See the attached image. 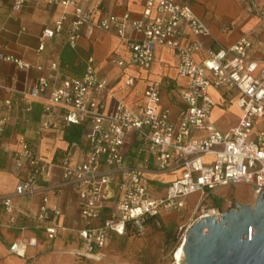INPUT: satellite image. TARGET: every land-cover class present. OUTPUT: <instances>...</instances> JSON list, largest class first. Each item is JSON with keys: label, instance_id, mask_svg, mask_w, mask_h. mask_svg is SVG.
<instances>
[{"label": "built area", "instance_id": "2783aa9c", "mask_svg": "<svg viewBox=\"0 0 264 264\" xmlns=\"http://www.w3.org/2000/svg\"><path fill=\"white\" fill-rule=\"evenodd\" d=\"M25 1L14 0L13 7L19 8ZM46 1L73 7L67 37L71 47L77 46L83 27L94 23L124 40L130 63L141 68L151 67L158 47L172 49L178 61V73L186 79L181 90L183 106L176 116L169 107L159 108V82L147 86L143 105L131 107L118 101L111 110H104L97 96L103 93L107 80L96 71L93 57L88 59L80 79H66L48 91L49 77L43 76L26 90L29 97L43 102L45 127L59 126L57 108L62 110L67 125H89L87 159L76 165L66 162L63 165V184L75 186L80 197L79 254H95L113 235L124 236L129 231L144 233L147 222H157L164 214L183 210L192 193L202 194L198 209L219 186L246 183L264 189V130L252 137L256 120L264 118V66L258 69V62L248 60L251 38L242 36L228 47H206L200 38L208 35L210 28L193 8L192 0H145L144 15L140 18L132 17L129 12L107 13L96 6H84L79 0ZM244 1L247 10L258 14L264 24V0ZM65 18L63 15L54 25L44 28L39 50L44 48L47 38L62 32ZM0 60L14 62L20 68L31 67L30 62L4 52H0ZM115 61L126 64L122 59ZM126 83L133 84L134 78ZM211 88L221 90L226 103H235L241 109L239 123L226 132L211 123L217 103L210 94ZM5 103L11 107L12 100ZM7 121L8 116L0 106V148ZM132 130L139 134V152L153 156L161 170L180 171L163 195L151 192L149 180L139 167L125 163L122 147ZM200 130H207L206 136L194 135ZM20 143L22 147L13 152V158L18 167L28 164L30 172L18 181L15 194H34L38 178L49 175L52 164L31 143L24 139ZM111 187L120 196L109 215L102 219ZM253 191L256 197L259 191ZM0 205L9 216L5 226L17 225L20 230L9 250L23 257L29 246L37 245L38 239L24 235L29 225L19 223L24 213L16 207L13 195L0 193ZM210 211L217 216L222 213L218 206L211 207L199 218ZM61 212L58 205H48L44 197L34 217L35 228L43 229L51 239L57 237L68 229L57 219ZM194 222L186 225L178 246L185 243Z\"/></svg>", "mask_w": 264, "mask_h": 264}, {"label": "crops", "instance_id": "0c3cea01", "mask_svg": "<svg viewBox=\"0 0 264 264\" xmlns=\"http://www.w3.org/2000/svg\"><path fill=\"white\" fill-rule=\"evenodd\" d=\"M79 1L84 6H96L107 13L129 12L134 18L144 15L145 0ZM14 3V0H0V52L28 61L31 67L20 68L14 62L0 60V106L8 116L2 137L3 147L0 148V193L13 195L16 207L24 213L19 223L29 225L24 235L36 236L38 243L29 246L23 257L12 253L9 246L20 230L17 225L5 226L9 216L0 205V264H94L91 259L102 258L104 253L101 248L95 254H79L82 248L77 231L80 197L75 186L63 184L65 162L76 165L88 157L89 125H67L62 110L57 108L59 126L45 127L43 102L29 97L25 92L43 76L49 77L48 91L66 79L82 78L88 59L93 57L96 71L107 80L103 93L97 96L104 110H111L118 101L131 107L143 105L147 86L159 82V108L169 107L176 116L183 106L181 90L186 79L179 75L178 61L170 48L158 47L151 67L141 68L130 63V52L124 40L94 23L83 27L77 46L71 47L67 37L73 7L52 5L46 0H27L19 8H14ZM191 4L210 28V33L200 38L206 47H228L242 36H248L253 41L248 50V60L258 62V69L264 66V24L258 14L247 10L244 0H192ZM63 15L66 18L62 32L47 38L44 48L39 50L44 28L54 25ZM198 56L201 57V54ZM119 59L125 60L126 64H118L115 60ZM54 64L56 68L52 67ZM131 77L134 83L129 85L126 82ZM210 94L217 102L212 110L211 123L226 132L239 123L241 109L235 103H226L219 89L211 88ZM7 99L12 100L11 107H7ZM260 130H264V118L256 120L252 137ZM206 134L207 130L194 132L199 137ZM21 139L31 143L52 164L50 174L38 178L34 194H15L18 181L26 178L30 172L28 164L18 167L13 158V152L22 147ZM139 148V134L135 130L129 131L122 147L126 165L141 169L154 195L165 194L168 184L180 175V171L161 170L155 158L139 152ZM213 195L217 196L215 190ZM119 196L120 193L111 187L102 219L115 207ZM44 197H47L48 205L61 208L57 219L68 227L53 239L33 224ZM115 237L123 236L113 235L111 240Z\"/></svg>", "mask_w": 264, "mask_h": 264}, {"label": "water", "instance_id": "95a60500", "mask_svg": "<svg viewBox=\"0 0 264 264\" xmlns=\"http://www.w3.org/2000/svg\"><path fill=\"white\" fill-rule=\"evenodd\" d=\"M254 203L236 202L189 228L182 264H264V189Z\"/></svg>", "mask_w": 264, "mask_h": 264}, {"label": "rangeland", "instance_id": "374dc122", "mask_svg": "<svg viewBox=\"0 0 264 264\" xmlns=\"http://www.w3.org/2000/svg\"><path fill=\"white\" fill-rule=\"evenodd\" d=\"M215 193L217 196H211L198 209L201 192L190 194L188 205L183 210L164 214L155 222L157 224L146 226L142 234L130 233L113 238L102 248L104 256L94 257L91 261L94 264H182L183 259L177 252L176 256L174 254L181 247L178 246L179 236L186 225L196 221L208 208L216 207L212 200L217 199L222 212L237 201L254 203L256 199L252 186L246 183L219 186Z\"/></svg>", "mask_w": 264, "mask_h": 264}, {"label": "bare ground", "instance_id": "6f19581e", "mask_svg": "<svg viewBox=\"0 0 264 264\" xmlns=\"http://www.w3.org/2000/svg\"><path fill=\"white\" fill-rule=\"evenodd\" d=\"M207 215H215V213L213 211H210ZM177 254L179 257H181V259L184 260V244L181 245V247L177 251Z\"/></svg>", "mask_w": 264, "mask_h": 264}, {"label": "trees", "instance_id": "16d2710c", "mask_svg": "<svg viewBox=\"0 0 264 264\" xmlns=\"http://www.w3.org/2000/svg\"><path fill=\"white\" fill-rule=\"evenodd\" d=\"M212 201H214L215 206H218V203H217V199H216V198H215L214 200H212ZM157 222H158V221H157ZM155 224H157V223H155V222H147V226L155 225ZM130 233H134V232L129 231L126 235H128V234H130Z\"/></svg>", "mask_w": 264, "mask_h": 264}, {"label": "flooded vegetation", "instance_id": "af4514ba", "mask_svg": "<svg viewBox=\"0 0 264 264\" xmlns=\"http://www.w3.org/2000/svg\"><path fill=\"white\" fill-rule=\"evenodd\" d=\"M235 206V205H234Z\"/></svg>", "mask_w": 264, "mask_h": 264}]
</instances>
